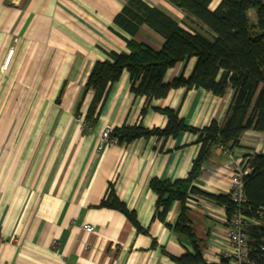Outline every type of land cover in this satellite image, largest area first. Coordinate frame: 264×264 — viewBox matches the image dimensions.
Returning a JSON list of instances; mask_svg holds the SVG:
<instances>
[{
  "label": "crops",
  "instance_id": "obj_1",
  "mask_svg": "<svg viewBox=\"0 0 264 264\" xmlns=\"http://www.w3.org/2000/svg\"><path fill=\"white\" fill-rule=\"evenodd\" d=\"M143 1L180 24L188 21L167 0ZM126 2L0 0V72L10 70L24 84L43 88L47 104L28 116L42 122L24 130L26 142L0 156V264H177L170 256L193 252L184 236L153 218L156 195L148 182L184 178L199 150L197 135L181 132L164 141L152 136L103 145L99 151L97 146L107 127L140 121L146 128H162L166 118L153 108L178 109L185 123L196 128L211 120L221 122L232 91L217 97L201 88L171 89L165 98L153 100V108L140 118L144 98L130 92L129 75L123 71L111 85L96 123L83 128L93 97L84 84L93 63L105 59L106 52L127 51L123 36L129 35L113 22ZM133 38L154 50L164 41L146 25ZM193 64L194 58L178 63L166 72L165 81L188 76ZM258 152L264 153V132L245 131L230 151L213 149L194 185L211 194H227V166ZM109 185L135 212L145 233L121 212L99 206ZM186 206L201 239L203 260L224 264V207L202 195H191ZM180 209L181 203L174 201L165 221L173 224ZM85 224L93 231L85 230Z\"/></svg>",
  "mask_w": 264,
  "mask_h": 264
},
{
  "label": "trees",
  "instance_id": "obj_2",
  "mask_svg": "<svg viewBox=\"0 0 264 264\" xmlns=\"http://www.w3.org/2000/svg\"><path fill=\"white\" fill-rule=\"evenodd\" d=\"M179 8L188 21L180 24L159 9L143 0H127L114 16L113 22L129 37L123 36L126 52L109 51L106 58L96 60L84 84V91L93 92L92 100L83 119V128H91L97 121L106 96L123 71L129 75V90L134 96L144 98L139 116L142 118L153 100L165 98L171 89H204L222 97L230 89L232 96L221 122L211 120L202 128L187 125L178 109L153 108L162 113L166 122L162 128H146L141 122L114 126L109 137L118 144L154 136L163 141L181 132L197 135L199 150L184 178L161 180L151 178L148 186L156 195L159 219L173 232L184 236L193 252L170 256L177 264H208L202 258L201 239H198L186 201L191 195L205 196L225 209L230 216L236 205L228 194H211L200 190L194 182L202 173L215 147L230 151L238 146L241 135L247 130L264 132V0H167ZM216 3V4H215ZM256 13V23H249V10ZM146 25L163 38L160 49L136 41L133 36ZM194 58L188 76L180 74L165 81L166 72L180 62ZM80 114V104L75 115ZM250 172L243 176L245 203L241 212L257 222L247 227L250 257L258 264L264 263V153L243 156ZM174 201L181 209L173 224L165 221ZM99 206L121 212L138 232L136 214L119 200L111 185Z\"/></svg>",
  "mask_w": 264,
  "mask_h": 264
},
{
  "label": "rangeland",
  "instance_id": "obj_3",
  "mask_svg": "<svg viewBox=\"0 0 264 264\" xmlns=\"http://www.w3.org/2000/svg\"><path fill=\"white\" fill-rule=\"evenodd\" d=\"M247 16L250 24L256 23L254 10H249ZM42 89L24 84L15 72L5 69L0 72V156L26 142L24 130L41 125V119L28 116L46 109Z\"/></svg>",
  "mask_w": 264,
  "mask_h": 264
},
{
  "label": "built area",
  "instance_id": "obj_4",
  "mask_svg": "<svg viewBox=\"0 0 264 264\" xmlns=\"http://www.w3.org/2000/svg\"><path fill=\"white\" fill-rule=\"evenodd\" d=\"M11 53L12 49L9 51V54ZM110 129L111 128L107 127L102 131L100 142L97 146L98 151L102 149L103 145L116 143L115 139H111L109 137ZM227 169H230V187L227 194L229 195L232 203L236 205V208L230 216L225 215L224 217V223L226 224L225 239L228 246V252H226L223 256L225 261L223 263L258 264L250 257V247L246 233L247 227L251 224H257V222L245 216L240 209L245 203L242 178L250 172V168L245 165V159L242 158L238 163H233L230 167L227 166ZM187 200H189V198ZM83 227L87 231H93L94 229L90 224H85ZM261 249L264 250V246L261 247Z\"/></svg>",
  "mask_w": 264,
  "mask_h": 264
},
{
  "label": "bare ground",
  "instance_id": "obj_5",
  "mask_svg": "<svg viewBox=\"0 0 264 264\" xmlns=\"http://www.w3.org/2000/svg\"><path fill=\"white\" fill-rule=\"evenodd\" d=\"M10 57V54H8V57L6 56V58L8 59ZM7 62V61H6Z\"/></svg>",
  "mask_w": 264,
  "mask_h": 264
}]
</instances>
